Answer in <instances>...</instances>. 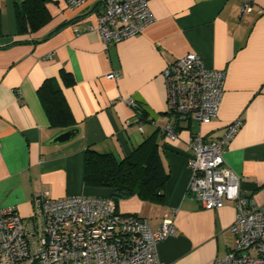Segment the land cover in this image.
<instances>
[{
    "label": "crops",
    "instance_id": "1",
    "mask_svg": "<svg viewBox=\"0 0 264 264\" xmlns=\"http://www.w3.org/2000/svg\"><path fill=\"white\" fill-rule=\"evenodd\" d=\"M22 1L0 0V216L13 209L31 217L40 196H109L85 183L88 147L122 159L158 131L169 175L164 201L135 196L121 201L119 211L147 219L152 229L174 221L175 234L156 249L162 264H214L228 251L237 209L226 202L206 210L189 193V144L194 130L220 139L242 119L225 159L240 176L242 193L264 206V0H255L251 13H242V0H148L153 22L108 48L97 31L102 6L95 0L76 9L64 0H47L46 24L28 34L17 29L15 10ZM188 54L224 71L225 90L211 124L184 120L169 139L163 133L170 121L163 71ZM62 71L73 86L66 85ZM50 78L57 79L79 129L61 145L51 144L60 130L52 127L38 96ZM130 101L147 113L142 131Z\"/></svg>",
    "mask_w": 264,
    "mask_h": 264
},
{
    "label": "built area",
    "instance_id": "2",
    "mask_svg": "<svg viewBox=\"0 0 264 264\" xmlns=\"http://www.w3.org/2000/svg\"><path fill=\"white\" fill-rule=\"evenodd\" d=\"M64 1L76 9L90 0ZM95 1L102 6L97 31L107 48L142 34L154 20L148 0ZM254 5L255 0H242V13L253 12ZM163 76L170 116L163 128L167 138L176 137L175 122L191 120L203 126L218 117L224 71L209 69L198 55L188 54L170 63ZM137 104L129 102L135 112ZM138 123L142 131L143 123ZM242 124L238 119L214 140L196 130L189 144V193L203 209L218 210L226 202H233L237 209L236 221L229 228L228 251L214 264H264V206L242 193L240 176L225 159L227 146ZM35 204L29 218L13 209L0 216V264H162L157 246L176 231L172 219L152 229L147 219L120 212L105 197L40 196Z\"/></svg>",
    "mask_w": 264,
    "mask_h": 264
},
{
    "label": "trees",
    "instance_id": "3",
    "mask_svg": "<svg viewBox=\"0 0 264 264\" xmlns=\"http://www.w3.org/2000/svg\"><path fill=\"white\" fill-rule=\"evenodd\" d=\"M46 2L23 0L16 6V23L20 34L33 33L46 24ZM61 75L66 85L73 86L74 80L70 74L62 71ZM38 96L52 127L60 131L75 127L73 115L57 79L45 80L38 90ZM136 116L137 122L148 121L141 104L136 106ZM174 126L177 127L178 123L175 122ZM157 133L122 159L111 153H99L89 146L85 159L86 185L109 191V196L105 198L112 199L117 205L135 196L143 201L161 204L169 175L162 164Z\"/></svg>",
    "mask_w": 264,
    "mask_h": 264
},
{
    "label": "water",
    "instance_id": "4",
    "mask_svg": "<svg viewBox=\"0 0 264 264\" xmlns=\"http://www.w3.org/2000/svg\"><path fill=\"white\" fill-rule=\"evenodd\" d=\"M79 134L78 128H69L60 131L51 141L52 145H61L73 141Z\"/></svg>",
    "mask_w": 264,
    "mask_h": 264
}]
</instances>
